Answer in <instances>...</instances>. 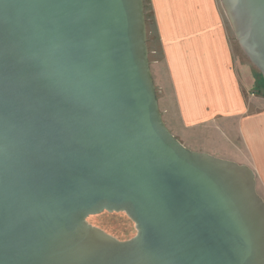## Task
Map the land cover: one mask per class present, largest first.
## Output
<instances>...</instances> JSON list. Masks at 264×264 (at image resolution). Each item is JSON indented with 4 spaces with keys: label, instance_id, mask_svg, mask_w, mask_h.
I'll return each instance as SVG.
<instances>
[{
    "label": "water",
    "instance_id": "obj_1",
    "mask_svg": "<svg viewBox=\"0 0 264 264\" xmlns=\"http://www.w3.org/2000/svg\"><path fill=\"white\" fill-rule=\"evenodd\" d=\"M219 2L264 83V0ZM0 264H264L253 172L162 119L143 0H0Z\"/></svg>",
    "mask_w": 264,
    "mask_h": 264
},
{
    "label": "crops",
    "instance_id": "obj_2",
    "mask_svg": "<svg viewBox=\"0 0 264 264\" xmlns=\"http://www.w3.org/2000/svg\"><path fill=\"white\" fill-rule=\"evenodd\" d=\"M162 119L187 149L248 167L264 200V93L217 0H143ZM237 55V56H236Z\"/></svg>",
    "mask_w": 264,
    "mask_h": 264
},
{
    "label": "rangeland",
    "instance_id": "obj_3",
    "mask_svg": "<svg viewBox=\"0 0 264 264\" xmlns=\"http://www.w3.org/2000/svg\"><path fill=\"white\" fill-rule=\"evenodd\" d=\"M217 3H218V6L220 7L222 13L224 14L219 0H217ZM225 19H226V17H225ZM226 24H227V27L229 30L230 41L236 50V53L238 55V56L237 55L236 56H237L238 60L244 61L249 65L252 72L258 77V82L260 85V87H259L260 92L264 93V83H263V80H262L260 73L257 71V69L253 65H251V63L248 61V59L246 58V56L242 52L241 48L239 47V45L235 39V36L233 34V31H232L227 19H226ZM87 221L91 226L102 230L104 233H106V234H108V235H110V236H112V237H114L120 241L129 240L132 237H134L136 234L134 224L123 213H106V212H104L102 214L89 217Z\"/></svg>",
    "mask_w": 264,
    "mask_h": 264
}]
</instances>
